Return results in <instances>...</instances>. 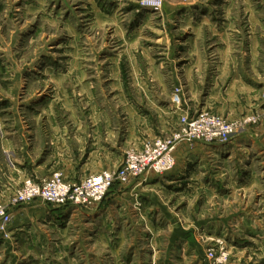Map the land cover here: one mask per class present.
Returning a JSON list of instances; mask_svg holds the SVG:
<instances>
[{
  "label": "rangeland",
  "instance_id": "374dc122",
  "mask_svg": "<svg viewBox=\"0 0 264 264\" xmlns=\"http://www.w3.org/2000/svg\"><path fill=\"white\" fill-rule=\"evenodd\" d=\"M170 10L141 0H0V167L4 137L31 128L38 161L28 167L67 177L117 170L128 151L175 134L183 116L235 128L227 142H189L202 146L182 148L177 163L180 142L172 170L133 189L115 184L97 207L75 211L66 234L64 221L36 242L31 228L9 230L0 264H264V0ZM226 12L233 36L223 33ZM225 42L241 66L223 68ZM11 162L25 166L21 152Z\"/></svg>",
  "mask_w": 264,
  "mask_h": 264
},
{
  "label": "built area",
  "instance_id": "2783aa9c",
  "mask_svg": "<svg viewBox=\"0 0 264 264\" xmlns=\"http://www.w3.org/2000/svg\"><path fill=\"white\" fill-rule=\"evenodd\" d=\"M188 4L191 0H178ZM145 7L161 9L166 0H141ZM178 104L179 94H175ZM235 132L234 126L219 116L200 115L197 118L183 116L181 128L169 138H157L143 144L141 149L128 151L123 165L117 170H105L89 175L78 182L64 178L55 171L43 178H27L15 188L8 203H0V235L9 232L13 220L12 208L35 200L55 206L74 205L82 208H95L117 183L128 185L150 173H164L176 165L174 150L182 141L227 142Z\"/></svg>",
  "mask_w": 264,
  "mask_h": 264
},
{
  "label": "crops",
  "instance_id": "0c3cea01",
  "mask_svg": "<svg viewBox=\"0 0 264 264\" xmlns=\"http://www.w3.org/2000/svg\"><path fill=\"white\" fill-rule=\"evenodd\" d=\"M177 3L179 5H184V4L180 3L178 0H166L164 7H165V9H169V12H171L170 8H172V4H177ZM235 19L236 18H234V16L230 15L229 12H226L224 14V20H226V21H224L223 26H222L225 29L223 32L224 35H226V36L235 35V32L237 31V25H236ZM229 39H231V38H229ZM233 47H234V45L231 42H228V43L225 42L223 47H221V49H220L221 54L223 56V58L221 60L223 68H231V67L241 66L240 61H239L240 58L237 57ZM194 51L200 52L199 49H197V50L194 49ZM196 59L198 61L200 60V58H198L197 55H196ZM196 59H195V62L193 63L194 66H196V63H197ZM252 61H253V59H251L250 63H252L251 65H254ZM236 72H237V70L235 69L234 80H240V77H238L236 75ZM20 126L23 127V129H26V126H23L22 124H20L19 127H17V130L15 131V133L21 132ZM33 131H34L33 128L27 130V135L30 136V134ZM5 132H7V131H5ZM13 135H16V136H5L3 141H2V145L5 146L3 148H4V155H5V161L6 162H4V164L0 167V171L2 172L0 177L3 180V182L1 180L2 185L0 186V189H1L0 194L1 193L12 194L14 192V189L21 186L24 183V181L29 177H34V178L40 179V178L49 176L53 172H55V171H51V170H49V171L45 170L43 168L42 163H38L37 166L31 165L30 167H28L30 164L37 163V161H38L37 159H34L33 156L30 154L29 145H30L31 140L30 139L26 140L27 135L23 136L24 134H21V135L13 134ZM262 135H264V134H262ZM16 137H18V138H16ZM40 137L45 141L48 140V139H45L44 136H42V135H40ZM37 138H38V136L35 137V139H37ZM254 139H255V141L258 142L259 137H256ZM52 143H54V141ZM45 145H49L48 141H47V143H45ZM190 145L191 146L194 145L195 147L202 146V144L200 142H194V143L186 142L184 144H181L179 149L177 150L178 151V155L176 158L177 163H179V161H180L179 155L183 152L181 149L182 148L185 149V147L187 148V146H190ZM19 146H20V148H18ZM179 151H181V152L179 153ZM20 152L22 154V157H24L25 166H19L17 168L16 165L13 163L14 160H13V162H11V161H12V158L16 159V157L19 156ZM185 152H186V150H185ZM11 163L14 164V166L9 165ZM25 167H28V168H25ZM185 168H186L185 166L181 167L182 170H184ZM107 169L111 170L112 168L109 167L106 169H101L97 173L102 172V171L107 170ZM182 170H180V171H182ZM178 171L179 170H177V172ZM60 172L63 173V176L65 179H69L72 182H77L78 180L93 174V173H90V174L82 175L80 177H77V176L67 177L63 170H61ZM146 175L153 178V177L157 176V173L150 172ZM140 180H141V178L131 182L130 184H128V186L134 185V187H132V189H133V188H135V185L137 183H139ZM117 189L121 191L122 188H120V189L117 188ZM122 192H124V191H122ZM117 193H119V192H117ZM6 203H8V202H6ZM89 210H91V209H86V208H82V207H78V206H74V205L55 206L52 204L45 203L42 200L38 199V200H35L31 203L23 204V205L16 206V207L12 208L13 220H12V223L9 227V230L12 233H16L18 231L22 232L24 230L26 232H28L26 229L31 228V230H34V232H35L33 234V236L31 237L32 241L36 242L39 240V238H45L44 237L45 233L42 230V228H44V227L56 228L58 226L57 224L60 221H62V223L64 221L62 227L57 228V229L59 230V232H64L66 234L68 232L69 227H70L68 223H71V218L73 217L74 213H76L75 211H80V212L85 213L87 211L89 212ZM2 239H3V236L0 235V241Z\"/></svg>",
  "mask_w": 264,
  "mask_h": 264
}]
</instances>
